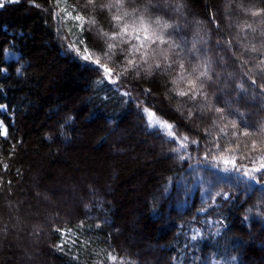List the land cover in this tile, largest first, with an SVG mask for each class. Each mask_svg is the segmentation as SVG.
<instances>
[{
	"label": "trees",
	"instance_id": "16d2710c",
	"mask_svg": "<svg viewBox=\"0 0 264 264\" xmlns=\"http://www.w3.org/2000/svg\"><path fill=\"white\" fill-rule=\"evenodd\" d=\"M115 2L0 0V264H264V0H161L174 71Z\"/></svg>",
	"mask_w": 264,
	"mask_h": 264
},
{
	"label": "snow or ice",
	"instance_id": "6c2138e0",
	"mask_svg": "<svg viewBox=\"0 0 264 264\" xmlns=\"http://www.w3.org/2000/svg\"><path fill=\"white\" fill-rule=\"evenodd\" d=\"M8 3H18L19 0H7ZM165 2H167V0H165ZM89 3H93V0H89ZM160 3L161 0H147V2L144 4L143 9L137 7L134 8L133 11L131 13L125 12L123 16H114V20L119 21L122 24V33L125 37H127L129 35V32H131V37L136 41V45L135 48L137 50H142V51H138V58L140 63H144V64H148L149 66V70H151L153 68V65L149 63V58L147 56V53L149 50H151L152 52L156 51V48H158L161 45H167V52L172 53V57L171 58H167L168 62L167 64H163V63H156L154 65L155 69H163L165 71H174V64L179 63V67L181 69H184L185 65L184 63L181 61H178L177 59H175L176 56H179L180 52H185L188 55L194 54L193 52H189V50H187L182 44L176 43L175 39H178L177 37V33H179L181 31L180 26L179 25H173L171 23H169L167 21V19H162L160 16H156L154 19H152L150 12L152 9H156L157 11L160 8ZM4 5L2 3H0V7H3ZM109 7H116V8H123L124 7V0H116V2L114 4L108 5ZM176 12H180V8L177 7L175 9ZM261 12L258 11H254L252 12L253 16H257V15H261ZM128 16H132L133 19L130 22H126V18ZM77 19H80V17H77ZM169 29H171V31H169ZM113 39H115V36L113 37ZM222 39V38H221ZM109 47H112V45H109ZM193 48L195 49V45H193ZM83 52L87 53L90 52L91 50L85 45V47L82 50ZM76 55H80V51L77 50ZM82 59H84L85 61H89L90 60V56L89 55H84L81 57ZM93 63H98L96 61H93ZM128 63L130 65H135L136 67H139V64H137V62L135 60H129ZM261 64H264V61H261ZM93 70H96L95 68ZM103 71L105 73L108 74V76L110 77L112 75L111 70L108 67H104ZM139 74V73H138ZM201 76H207V71L202 72ZM196 79H199V77H197ZM110 82H114V81H110ZM255 83V81H254ZM188 87L193 91L196 92L198 87H202V83L201 85H196L195 80H189L188 81ZM149 91V90H146ZM188 92H180L179 95H188ZM122 95L131 96V93L129 92H125L122 93ZM195 95L192 96V99H195ZM125 103H128L130 101L126 100L124 101ZM137 105H139L140 103H142V101H136ZM3 107V106H0ZM217 112H221L222 110L220 108L216 109ZM145 112L148 113L149 116H154V113L148 112V108H145ZM143 118V117H141ZM223 118V117H222ZM169 128H174L175 125L173 124H167L166 125ZM149 127L152 129H155L156 126L152 125L151 123H149ZM233 127H235V123H233ZM244 127H248L247 124L244 125ZM159 130L156 129V131L151 132L150 134H158ZM0 134H5L4 133H0ZM245 136L248 135H255L257 134L255 130H253L252 132H243L242 133ZM260 134H264V128L260 129ZM166 143H170L171 141H165ZM187 137L183 138V142L181 143V148H186L187 147ZM258 146L257 141H253L252 142V149H256ZM217 147H219V144H217ZM177 152H180V148L175 149ZM183 158V157H181ZM261 160H264V157L260 158ZM226 164L231 163L232 164V169L229 168H225L224 171H232L233 169H235L236 171H240V169L236 166L235 164V160H226L225 161ZM256 173H260V177L259 179H264V163H260L258 167H253L252 169L243 171V175L247 176L250 180H258L257 176L255 175ZM217 195H221L220 193H217ZM223 198L225 200L228 199V195L227 194H223ZM192 239H196V236L194 235L192 237ZM57 247H61V246H57ZM110 259L113 260V262H115V257H110Z\"/></svg>",
	"mask_w": 264,
	"mask_h": 264
}]
</instances>
